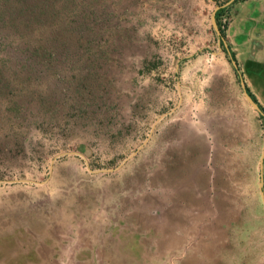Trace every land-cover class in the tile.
I'll list each match as a JSON object with an SVG mask.
<instances>
[{
	"label": "rangeland",
	"instance_id": "374dc122",
	"mask_svg": "<svg viewBox=\"0 0 264 264\" xmlns=\"http://www.w3.org/2000/svg\"><path fill=\"white\" fill-rule=\"evenodd\" d=\"M229 1L0 0V264H264Z\"/></svg>",
	"mask_w": 264,
	"mask_h": 264
},
{
	"label": "crops",
	"instance_id": "0c3cea01",
	"mask_svg": "<svg viewBox=\"0 0 264 264\" xmlns=\"http://www.w3.org/2000/svg\"><path fill=\"white\" fill-rule=\"evenodd\" d=\"M227 38L247 88L264 108V0L236 4Z\"/></svg>",
	"mask_w": 264,
	"mask_h": 264
},
{
	"label": "water",
	"instance_id": "95a60500",
	"mask_svg": "<svg viewBox=\"0 0 264 264\" xmlns=\"http://www.w3.org/2000/svg\"><path fill=\"white\" fill-rule=\"evenodd\" d=\"M236 0H230L229 2H227V4H230L232 2H234ZM227 4H222V5H216L213 12H212V16H211V22H212V26L219 38V42L220 44H224L226 46V48H228V44L226 42V39H225V36L217 22V18H216V14H217V11L226 6ZM232 63L234 64L235 68L238 69L239 66H238V62L232 58ZM241 85L243 87V92H244V95L246 97V99L249 101V103L262 115L264 116V110L260 107V105L254 100V98L252 97V95L250 94V92L248 91V88H247V85H246V82L244 79L241 80ZM263 186H264V149H263V153H262V156H261V160H260V182H259V188H260V192H261V196H262V199H263V202H264V189H263Z\"/></svg>",
	"mask_w": 264,
	"mask_h": 264
}]
</instances>
